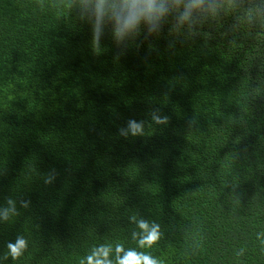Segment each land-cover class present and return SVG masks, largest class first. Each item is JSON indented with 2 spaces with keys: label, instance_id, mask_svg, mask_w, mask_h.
Wrapping results in <instances>:
<instances>
[{
  "label": "trees",
  "instance_id": "16d2710c",
  "mask_svg": "<svg viewBox=\"0 0 264 264\" xmlns=\"http://www.w3.org/2000/svg\"><path fill=\"white\" fill-rule=\"evenodd\" d=\"M156 2L0 0V264H264V0Z\"/></svg>",
  "mask_w": 264,
  "mask_h": 264
},
{
  "label": "clouds",
  "instance_id": "9594fccd",
  "mask_svg": "<svg viewBox=\"0 0 264 264\" xmlns=\"http://www.w3.org/2000/svg\"><path fill=\"white\" fill-rule=\"evenodd\" d=\"M124 8L126 9V12L122 11L117 14L118 27L116 31L118 33L134 29L138 25L141 18L151 20L158 17L164 11L163 5L157 6L156 0H125ZM98 11L103 10L98 8ZM132 130L133 134H135L140 131V126L133 123ZM139 227L147 232V234L139 241L141 247H151L159 241L160 233L158 225L154 224L151 230H148V223L140 221ZM24 247L25 241L23 239L18 240L16 244H8V248L13 259L21 255V250ZM102 251L103 255L106 257L108 255L107 250ZM120 251H122V249L118 247L117 252ZM89 264H110V262L98 259L94 261L92 257H89ZM119 264H164V261L163 259L154 258L143 253L128 251L123 258L119 260Z\"/></svg>",
  "mask_w": 264,
  "mask_h": 264
}]
</instances>
